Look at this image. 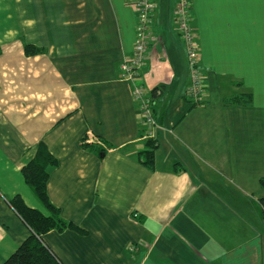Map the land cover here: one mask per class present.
Listing matches in <instances>:
<instances>
[{
	"label": "crops",
	"instance_id": "crops-1",
	"mask_svg": "<svg viewBox=\"0 0 264 264\" xmlns=\"http://www.w3.org/2000/svg\"><path fill=\"white\" fill-rule=\"evenodd\" d=\"M135 2L0 0V264L32 234L10 199L46 213L22 173L41 143L58 161L49 198L78 227L43 238L62 264H264V0H191L200 105L187 95L178 0H153L136 82L148 96L165 87L153 170L121 71Z\"/></svg>",
	"mask_w": 264,
	"mask_h": 264
},
{
	"label": "trees",
	"instance_id": "trees-1",
	"mask_svg": "<svg viewBox=\"0 0 264 264\" xmlns=\"http://www.w3.org/2000/svg\"><path fill=\"white\" fill-rule=\"evenodd\" d=\"M28 54L41 53L42 49L36 46H26ZM165 87L159 86L154 89L151 97L154 102V113L157 118L158 100L163 98ZM252 100L250 95L236 97L229 103L248 104ZM159 124V122H158ZM160 126V124H159ZM145 149L139 153V161L147 168L153 170L156 163V152L159 146L157 138L146 139ZM58 165L57 159L51 154L44 143L39 144L36 155L22 169L26 183L32 190L37 200L46 213L28 206L21 196L10 199V205L15 209L32 234L3 264H62L50 248L43 242L44 236L53 230L63 231L77 229L78 227L63 218L60 208L55 206L48 194V181L51 170ZM264 189V178L261 180Z\"/></svg>",
	"mask_w": 264,
	"mask_h": 264
},
{
	"label": "built area",
	"instance_id": "built-area-1",
	"mask_svg": "<svg viewBox=\"0 0 264 264\" xmlns=\"http://www.w3.org/2000/svg\"><path fill=\"white\" fill-rule=\"evenodd\" d=\"M135 5L138 14L137 39L133 56L123 61L121 71L122 77L134 85L133 95L140 104L141 124L146 128L145 139H155L160 126L154 113L153 98L151 95H147L143 86L136 83L140 78V70L149 55L155 4L153 0H136ZM191 10V0H178L176 6L177 30L185 44L190 73L187 95L195 105H200L204 97L205 83L199 67L200 46L193 28Z\"/></svg>",
	"mask_w": 264,
	"mask_h": 264
}]
</instances>
